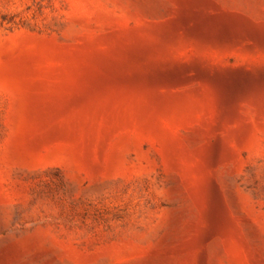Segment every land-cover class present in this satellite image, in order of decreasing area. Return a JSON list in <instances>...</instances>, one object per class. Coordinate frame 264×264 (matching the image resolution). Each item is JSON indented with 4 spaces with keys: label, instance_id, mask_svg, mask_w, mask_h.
Returning <instances> with one entry per match:
<instances>
[{
    "label": "rangeland",
    "instance_id": "374dc122",
    "mask_svg": "<svg viewBox=\"0 0 264 264\" xmlns=\"http://www.w3.org/2000/svg\"><path fill=\"white\" fill-rule=\"evenodd\" d=\"M0 264H264V0H0Z\"/></svg>",
    "mask_w": 264,
    "mask_h": 264
}]
</instances>
